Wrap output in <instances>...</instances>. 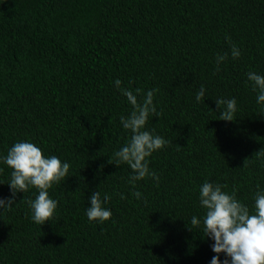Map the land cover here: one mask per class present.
I'll return each instance as SVG.
<instances>
[{
	"label": "trees",
	"instance_id": "1",
	"mask_svg": "<svg viewBox=\"0 0 264 264\" xmlns=\"http://www.w3.org/2000/svg\"><path fill=\"white\" fill-rule=\"evenodd\" d=\"M248 72L264 75V0H0V155L28 141L70 165L43 225L30 219L35 187L0 209V264H209L213 241L190 222L204 215L200 185L250 212L264 190V104ZM116 79L138 100L155 89L145 129L168 141L149 157L158 182L129 183L130 167L114 164L132 109ZM233 97V120H221L215 101ZM0 169L7 198L12 169ZM96 191L110 197L104 223L86 216Z\"/></svg>",
	"mask_w": 264,
	"mask_h": 264
},
{
	"label": "clouds",
	"instance_id": "2",
	"mask_svg": "<svg viewBox=\"0 0 264 264\" xmlns=\"http://www.w3.org/2000/svg\"><path fill=\"white\" fill-rule=\"evenodd\" d=\"M226 39H229L226 37ZM231 57L239 58L240 49L230 45ZM228 56L217 54L216 63L219 66ZM247 79L252 84V90L257 92L258 104H264V75L256 72H248ZM116 88L132 106L127 116L120 117L123 129L130 130V139L113 153L114 164L126 163L132 170L129 183L144 180L146 177L159 181L156 172L149 168V157L155 151L160 150L168 141L145 129L150 115L157 114V108L153 102L155 89H150L138 100L141 89L121 87L122 81H114ZM205 96V88L201 85L195 95V100L200 102ZM221 110L220 119L232 121L236 111V99L219 98L216 101ZM223 105V108H221ZM0 163L12 169L8 186L11 195L0 198V209L11 208L17 193L25 192L35 187L37 195L29 200L30 219L43 225L53 216L58 202L49 196L48 189L54 183L60 182L66 177L70 165L67 161L62 162L57 156H44L39 146L28 141L16 142L7 150L6 155H0ZM2 170V169H0ZM132 195L140 199L142 193L135 191ZM123 198V195L121 196ZM110 197L107 193L101 199L99 191L93 192L89 197V206L86 208V216L89 222L104 223L112 217V211L105 205ZM198 200L204 209L201 218L193 215L191 224L201 227L204 237L213 241L212 256L209 264H264V190L258 189L254 197L253 211L240 202L235 193H227L222 190L220 184L205 181L199 187ZM224 254V259H220Z\"/></svg>",
	"mask_w": 264,
	"mask_h": 264
}]
</instances>
